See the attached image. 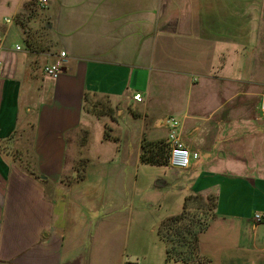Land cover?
Returning <instances> with one entry per match:
<instances>
[{"label":"crops","instance_id":"0c3cea01","mask_svg":"<svg viewBox=\"0 0 264 264\" xmlns=\"http://www.w3.org/2000/svg\"><path fill=\"white\" fill-rule=\"evenodd\" d=\"M0 34V264H264V0H0ZM168 117L186 169L141 161ZM192 197L198 260L168 261Z\"/></svg>","mask_w":264,"mask_h":264},{"label":"trees","instance_id":"16d2710c","mask_svg":"<svg viewBox=\"0 0 264 264\" xmlns=\"http://www.w3.org/2000/svg\"><path fill=\"white\" fill-rule=\"evenodd\" d=\"M167 147L168 145L159 146L156 151H148L144 147L141 155L142 163L167 164L169 154L167 157H162V151L166 150ZM191 200L195 203L193 206L186 202L182 213L166 218L160 225L158 233L167 245L168 261L193 263L198 260L199 237L208 227V219L203 214L212 208V205L203 204L198 197L188 198V203Z\"/></svg>","mask_w":264,"mask_h":264},{"label":"built area","instance_id":"2783aa9c","mask_svg":"<svg viewBox=\"0 0 264 264\" xmlns=\"http://www.w3.org/2000/svg\"><path fill=\"white\" fill-rule=\"evenodd\" d=\"M39 5L43 8L47 7L48 0H39ZM3 41V37L0 34V49L3 46ZM16 49L20 50L21 47L16 46ZM66 57V52H60L52 63H49L44 67V74L50 79H57L64 69ZM1 65L2 62L0 60V68ZM134 99L141 101V95H135ZM260 109L264 113V94L261 97ZM166 125L168 128V144L170 148L168 164L174 168L186 169L190 166L193 159L196 160L199 158V154L192 152L182 141L180 136L181 124L177 118L168 117L166 119ZM253 222L258 225L264 224V212H256L253 216Z\"/></svg>","mask_w":264,"mask_h":264},{"label":"rangeland","instance_id":"374dc122","mask_svg":"<svg viewBox=\"0 0 264 264\" xmlns=\"http://www.w3.org/2000/svg\"><path fill=\"white\" fill-rule=\"evenodd\" d=\"M13 159L18 161V162L20 161L19 164H22L23 166L26 164V162L24 161L26 158H24V157L19 158L18 156H15V158H13ZM26 167L28 168V165Z\"/></svg>","mask_w":264,"mask_h":264}]
</instances>
